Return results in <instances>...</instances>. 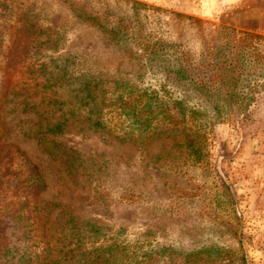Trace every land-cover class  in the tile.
Returning a JSON list of instances; mask_svg holds the SVG:
<instances>
[{
	"label": "rangeland",
	"instance_id": "rangeland-1",
	"mask_svg": "<svg viewBox=\"0 0 264 264\" xmlns=\"http://www.w3.org/2000/svg\"><path fill=\"white\" fill-rule=\"evenodd\" d=\"M9 1L11 14L0 17V38L5 43L20 10L41 25L39 43L50 35L57 39L56 50L36 55L33 61L41 74L63 79L57 91L68 103L64 111L80 104L72 102V97L90 81L100 82L108 95L117 92L118 85L126 92V87L156 90L198 109L193 125L206 152L198 162L188 155L186 146L179 147L171 139L157 138L151 145L141 142L135 125L126 118L121 122L125 131L120 125L111 133L80 130L83 122H77L58 137L74 165L72 173L67 172L62 159L52 158L38 145L34 137L37 114L24 108L23 97L14 95L12 86L7 88L0 73L2 137L19 149H15L14 168L28 171L33 164L39 166L47 184L42 197L48 202L47 210L51 209L48 227L60 229L68 218L79 217L100 227L106 237L140 243V253L149 251L161 261L168 249L189 253L239 247L242 236L250 259L264 264V88L250 108L221 121L198 104L193 91L166 87L155 68L138 53L132 54L131 50L139 48L138 37L128 41V49L115 44L81 23L63 0ZM76 1L88 2L99 11L108 9L117 18L133 14V1L144 2L149 6L143 10L145 30L177 42L195 59L218 26L264 35V0ZM28 65L20 76L32 75ZM41 99L40 95L36 102ZM25 224V229L31 228ZM41 227L34 225L35 239L24 241L31 252L37 249ZM23 230L16 231L21 234Z\"/></svg>",
	"mask_w": 264,
	"mask_h": 264
},
{
	"label": "trees",
	"instance_id": "trees-1",
	"mask_svg": "<svg viewBox=\"0 0 264 264\" xmlns=\"http://www.w3.org/2000/svg\"><path fill=\"white\" fill-rule=\"evenodd\" d=\"M63 2L81 23L99 30L115 44L128 49V41L138 37L139 48L131 50L132 54L138 53L155 68L166 87L193 91L198 104L210 109L216 119L226 121L250 108L264 88L261 83L264 35L260 33L218 26L195 59L180 49L177 42L145 30L143 10L149 6L144 2L133 1V14L121 18L108 9L99 11L88 2ZM10 7L9 0H1L0 17L9 16ZM40 31L41 25L33 22L27 12L16 13L9 42L0 38V73L6 78L7 88L12 86L11 92L23 97L24 108L37 114L34 137L38 145L52 158L62 159L67 172L72 173L74 165L70 157L66 158L65 144L58 137L70 132L77 122H83L80 130L111 133L120 125V130L125 131L121 122L126 118L135 125L136 137H141V142L151 145L157 138L171 139L179 147L186 146L188 155L196 161L205 158L206 152L193 125L198 109L185 105L183 99L167 98L148 89L126 87V92L121 85L117 86V92L108 95L109 90L100 82L90 81L72 97V102L80 104L64 111L63 105L68 103L57 91L63 79L45 76L34 66L36 55L58 48L57 39L51 35L39 43ZM27 64L32 75L20 76ZM40 95L41 101L36 102ZM2 136L0 130V264H255L242 236L239 247L219 246L189 253L168 249V255L161 261V257L149 251L140 253V243L106 237L100 227L79 217H70L60 229L53 230L47 224L51 222V209L47 210L48 202L42 197L47 184L39 166L33 164L28 171L24 167L14 168L15 149H19L13 143H5ZM167 152L174 153L170 149ZM236 218L240 219L238 215ZM23 220L30 229H25ZM34 225L42 227L37 249L31 252L24 241L35 239ZM236 227L235 233L239 234ZM20 228H24L21 234L16 231Z\"/></svg>",
	"mask_w": 264,
	"mask_h": 264
}]
</instances>
